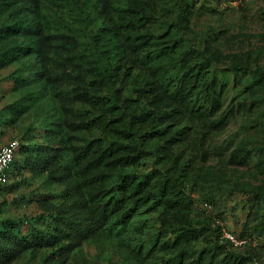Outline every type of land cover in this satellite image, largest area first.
Returning <instances> with one entry per match:
<instances>
[{
    "label": "rangeland",
    "instance_id": "obj_1",
    "mask_svg": "<svg viewBox=\"0 0 264 264\" xmlns=\"http://www.w3.org/2000/svg\"><path fill=\"white\" fill-rule=\"evenodd\" d=\"M142 3L152 13L145 26L141 4L131 0H0V51L24 49L0 67V149L15 139L24 146L0 182V221L40 216L36 225L55 230L77 195L95 217L101 202L93 196L112 195L128 174L147 177L154 193L128 223L112 217L86 230L72 222L71 234L5 264H184L187 257L186 264L203 253L205 263L264 264V196L252 192L264 189V0ZM131 12L132 35L149 38L150 60L128 56L134 36L123 28ZM202 59L208 73L197 104L206 116L178 119L174 92L184 68ZM146 83L167 90L157 108L138 91ZM95 92L122 105L121 123L150 111L154 129L167 125L165 137L144 144L143 158L104 182L73 159L100 135L86 128L94 115L86 98ZM177 214L196 228L183 256L174 246ZM225 233L244 243L231 244Z\"/></svg>",
    "mask_w": 264,
    "mask_h": 264
},
{
    "label": "trees",
    "instance_id": "obj_2",
    "mask_svg": "<svg viewBox=\"0 0 264 264\" xmlns=\"http://www.w3.org/2000/svg\"><path fill=\"white\" fill-rule=\"evenodd\" d=\"M131 1L134 4H141L143 13L138 20L141 21L142 26H145L152 19L151 9L143 5V0ZM150 1L156 2L158 0ZM135 19L136 17H133L131 12L130 18L123 28V31L129 36H134L133 42L130 43L131 47L128 55L133 63L140 60L139 55L145 54L144 59L147 60H150L152 56L147 49L149 38H144L138 34L132 35L136 33L138 28ZM0 37H2L1 33ZM23 51V48L17 47L0 51V67L17 60ZM207 73L208 65L203 59L201 62H196L194 65L184 68V74L179 82L181 86L174 92L175 99L180 104L179 109L174 111L176 118L183 119L185 116L190 119L205 118L207 111L197 104V91L205 80ZM257 73L258 71H249V76L256 78ZM126 75L127 73L122 74V80ZM14 81L24 82V79L21 76H15ZM95 86L97 91L101 85ZM138 91L154 108L159 107L168 98L166 89H161L158 85L150 83L139 87ZM86 100L94 112V115L87 121L86 128L95 129L100 135L91 139L84 147L76 150L73 159L77 165L82 164L83 170L96 172L98 181L108 180L112 171L119 167H127L137 163L145 155L143 147L147 141L165 137L167 134V125L164 128L154 129L157 117L153 116L150 111L129 114L126 122L121 123L122 105L111 95H99L95 92L88 96ZM212 102L211 112H216L218 101L213 99ZM22 148L24 146L20 142L17 154H21ZM15 162L16 160L12 162L11 167ZM53 174L51 171L50 175L53 176ZM252 192L264 196L263 188H252ZM106 194L97 193L93 196L95 202H101V210L95 217L88 213L85 200L81 195H77L79 198L72 201L69 210L61 214L59 226L58 228L55 227V230L43 229L36 225L42 220L40 216L16 219L6 217L2 219L0 221V264L13 260L26 249L48 246L57 238L71 234L68 225L72 222H77L78 227L83 226L86 230L95 227L96 224L101 225L112 217L120 218L123 224L128 223L135 209L146 205L154 198L149 179L145 177L143 180L138 181L131 174L121 176L120 181L115 185L114 193L108 197ZM183 208L187 207L183 205ZM174 218L178 219L177 222H179L175 230L174 246L179 256L187 255L196 228L183 215L177 214ZM207 258V255L204 256L203 253L194 261L188 260L186 264H212V259H209L207 263L204 262ZM180 259L184 260L179 257ZM232 263L235 264V261Z\"/></svg>",
    "mask_w": 264,
    "mask_h": 264
},
{
    "label": "built area",
    "instance_id": "obj_3",
    "mask_svg": "<svg viewBox=\"0 0 264 264\" xmlns=\"http://www.w3.org/2000/svg\"><path fill=\"white\" fill-rule=\"evenodd\" d=\"M19 148H20V141L15 139L6 143L0 149V182L1 183L7 181L11 164L15 160ZM224 238L235 246H239L244 243L242 239H238L232 233H225Z\"/></svg>",
    "mask_w": 264,
    "mask_h": 264
}]
</instances>
